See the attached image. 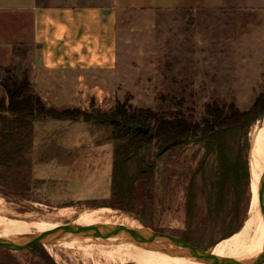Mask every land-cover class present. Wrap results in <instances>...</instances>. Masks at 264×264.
Segmentation results:
<instances>
[{
  "label": "rangeland",
  "instance_id": "rangeland-1",
  "mask_svg": "<svg viewBox=\"0 0 264 264\" xmlns=\"http://www.w3.org/2000/svg\"><path fill=\"white\" fill-rule=\"evenodd\" d=\"M242 7L204 4L194 13L168 10L152 0H122L116 32V69L81 72L80 80L71 79V96L67 100H52L45 105L52 104L59 110L109 112L116 103L124 102L132 109L149 108L161 113L177 110L192 122H200L205 105L213 102L219 106L234 103L245 111L264 88V21ZM23 56V61L16 58L0 66V102L5 105L3 83L12 79L19 82L24 75L29 79L28 60ZM30 90L33 91L31 84ZM262 118L250 121L246 136L233 131L224 136L221 144L226 148V158L238 156L248 172L246 212L248 191L242 186L232 191L227 181L220 188L215 155L207 152L205 140L190 139L162 154L158 142L153 140L141 154L140 164L135 159L126 163L128 174L135 177L127 205L130 211L126 212L119 209L118 200L111 193L114 153L122 142L104 140L113 131L111 126L81 120L15 121L3 113L1 128L15 130L28 121L31 132L27 142L21 127L19 139L7 143L17 149L6 165H0V215L65 225L72 220L53 217L61 208L72 207L77 216L88 210L113 209L117 211L113 219L118 222L116 225L123 223L128 227L135 222L141 230L185 236L189 244L212 254L219 242L238 230L223 239L222 234L228 228L242 227L253 208L251 184L260 176ZM188 189L194 198L189 227L185 217ZM123 241L116 238L111 243ZM263 248L264 222L256 239L234 260H254ZM54 250L48 252L43 244L20 250L0 247V264H120L103 256L96 246L86 250L58 246ZM204 262L188 254L167 252L162 264Z\"/></svg>",
  "mask_w": 264,
  "mask_h": 264
},
{
  "label": "crops",
  "instance_id": "crops-1",
  "mask_svg": "<svg viewBox=\"0 0 264 264\" xmlns=\"http://www.w3.org/2000/svg\"><path fill=\"white\" fill-rule=\"evenodd\" d=\"M9 1L0 0V66L16 58L23 61L24 54L31 92L44 104L67 100L71 96L68 88L71 79L80 80L81 72L116 69V32L122 0ZM152 3L172 11L185 9L194 13L204 4H237L254 11L264 21V0H152Z\"/></svg>",
  "mask_w": 264,
  "mask_h": 264
},
{
  "label": "trees",
  "instance_id": "trees-1",
  "mask_svg": "<svg viewBox=\"0 0 264 264\" xmlns=\"http://www.w3.org/2000/svg\"><path fill=\"white\" fill-rule=\"evenodd\" d=\"M3 88L6 92L7 104L5 105L3 101L0 102V115L8 113L14 117L15 121L19 119L25 121L30 119L81 120L85 123L108 125L117 131L130 130L124 136L116 138L122 140V142L114 153L110 180L111 193L118 200L119 209L123 211H130L127 205L131 201L135 179V177L128 174L126 163L135 159L140 164L141 154L153 140L158 142L160 150H162L171 143L176 144L194 137H201L200 140H205L207 152H213L215 155L218 186L224 188V182L227 181L232 191L237 190L238 186H242L248 191V201L244 212L248 209L249 177L246 167L238 156L228 160L226 158V148L222 147L221 144L224 136L233 131H238L241 136H246L250 121L253 118L257 119L263 116L264 88L245 111L239 110L234 103L221 106L214 102L206 104L204 116L200 122H192L186 119L177 110L161 113L152 111L149 108L132 109L124 102L116 103L109 112H88L79 108L59 110L46 106L37 95L31 92L27 75H24L19 82L15 79L4 82ZM28 121L25 122L24 126L19 125L15 130L0 127V165H6L14 148L17 149V146H9L7 143L14 141L16 137L19 139L21 127L25 130L23 138L27 139V142L29 141L28 135L31 128ZM23 146L25 147L24 144ZM193 199L191 190L188 189L185 210L187 227H189L193 213ZM240 227L241 225H238L235 230H229L228 228L222 234L221 239L236 232ZM181 239L188 242L185 236ZM30 247H35V245Z\"/></svg>",
  "mask_w": 264,
  "mask_h": 264
},
{
  "label": "bare ground",
  "instance_id": "bare-ground-1",
  "mask_svg": "<svg viewBox=\"0 0 264 264\" xmlns=\"http://www.w3.org/2000/svg\"><path fill=\"white\" fill-rule=\"evenodd\" d=\"M262 117L263 118L261 123L264 124V114ZM261 144L263 147L260 153V161H261L260 176L259 179L258 177H256L251 184V190L254 199V201L252 202L253 208L248 212V217H246L247 220L245 223L243 222L244 224L242 225V227L232 236L226 238L225 240L219 242L216 245L212 254H215V256L219 258L227 259L230 261H236L234 259L236 258V256H238V252L243 251L250 243H252L256 239L259 229L263 225L264 220L259 208V204H260L259 192L261 188V183L264 180V138L261 141ZM116 212L117 211L113 209L108 210L106 208H99L91 212H89L88 210V212H85L84 214L77 216L74 208L72 207L61 208L57 211L56 215H54L53 217L54 219L57 217V219L59 220L60 218L69 219V222L70 220H72L70 224H65V225H62L55 221L51 222L49 220L47 221L41 219L30 220V219L16 218V217L8 218L0 215V234L7 235V236L0 235V239L13 241L16 238L22 236L37 235L46 231H50L60 227H67V226H92V225L114 226L116 225L117 222V221L114 222L115 220L114 218H116L114 217V214ZM124 222H128V221H124ZM128 227L139 229L141 228V225L132 222ZM116 238L122 239L124 241L119 244L111 243V241L115 240ZM124 238L125 237L120 234L90 237V236H81L78 234L66 233L47 243H44L43 245L48 252H53L54 248L58 246H63L65 248H73L76 246L78 247V249L85 248V250L91 248L92 246H96L98 247L99 251L102 254H104L103 256H107L108 258L114 261L116 260L120 264H125V263L162 264L163 255L166 256L167 252L160 251L152 247L151 245L137 244L133 241H129ZM89 242L92 243L89 244ZM169 248H173V247H169ZM103 256L101 258H103ZM203 264H210V263L205 261Z\"/></svg>",
  "mask_w": 264,
  "mask_h": 264
},
{
  "label": "water",
  "instance_id": "water-1",
  "mask_svg": "<svg viewBox=\"0 0 264 264\" xmlns=\"http://www.w3.org/2000/svg\"><path fill=\"white\" fill-rule=\"evenodd\" d=\"M256 120V118H253ZM129 131H122L110 134L109 136L105 137V141L113 140L116 138H120L127 134ZM201 137H194L189 141H198ZM175 143H171L165 146L161 151L160 154L167 151L169 148L174 146ZM259 208L261 215L264 220V180L261 183V188L259 192ZM66 233L70 234H78L81 236H107V235H116L120 234L124 237H128L130 240L137 244H147L151 245L152 247L164 251V252H172V253H184L188 254L196 259L204 260L209 262L210 264H262L264 261V248L260 256L254 260L247 261V262H236L230 261L227 259L219 258L215 255H212L208 252V250L200 249L196 246L189 244L188 242L182 240L181 238L171 236L166 233L158 232V231H148V230H141L137 228H129L122 225H92V226H67V227H60L50 231H46L37 235H32L29 237L24 238L20 242H15L11 240H4L0 239V247L8 249V250H20L32 245L37 244H44L47 243L57 237H60ZM173 247V248H169Z\"/></svg>",
  "mask_w": 264,
  "mask_h": 264
},
{
  "label": "flooded vegetation",
  "instance_id": "flooded-vegetation-1",
  "mask_svg": "<svg viewBox=\"0 0 264 264\" xmlns=\"http://www.w3.org/2000/svg\"><path fill=\"white\" fill-rule=\"evenodd\" d=\"M112 129H113V128H112ZM122 131H127V130H119V131H117V130H114V129H113V131L111 132V134H113V133H117V132H122ZM128 131L130 132V130H128ZM129 132H128V133H129Z\"/></svg>",
  "mask_w": 264,
  "mask_h": 264
}]
</instances>
